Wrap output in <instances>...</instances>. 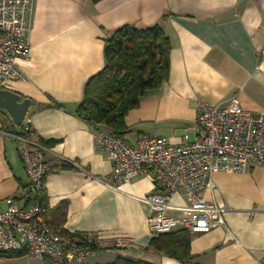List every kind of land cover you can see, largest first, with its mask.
I'll use <instances>...</instances> for the list:
<instances>
[{
	"label": "crops",
	"instance_id": "crops-1",
	"mask_svg": "<svg viewBox=\"0 0 264 264\" xmlns=\"http://www.w3.org/2000/svg\"><path fill=\"white\" fill-rule=\"evenodd\" d=\"M32 7L29 58L19 60L24 78L9 89L31 100L25 117L33 127L30 138L51 142L45 158L55 171L45 179V217L72 233L100 235L97 250L82 264L117 256L184 264L144 249L154 237L146 197L156 184L148 175L114 183L109 154L95 148L94 129L76 109L88 80L105 65V40L124 25L160 23L171 42L168 79L127 113L123 138L131 145L142 134L171 143L186 133L195 139L200 101L224 105L237 98L245 110L264 114V0H33ZM20 129L0 109L1 210L8 198L19 207L28 204V177L9 135ZM212 181L206 196L226 208V225L191 234L187 264L264 260V167L216 172ZM172 202L185 204L182 194Z\"/></svg>",
	"mask_w": 264,
	"mask_h": 264
},
{
	"label": "built area",
	"instance_id": "built-area-1",
	"mask_svg": "<svg viewBox=\"0 0 264 264\" xmlns=\"http://www.w3.org/2000/svg\"><path fill=\"white\" fill-rule=\"evenodd\" d=\"M33 0H0V89H9L14 79L24 78L19 60L28 59V32ZM9 135L18 142V152L28 177L25 207L12 198L0 209V251L24 252L39 259L65 264H82L93 255L98 233H78L82 239L45 217L43 201L45 179L55 169L46 161L48 147L30 138V120ZM93 127V126H92ZM94 145L106 151L112 162L114 183L136 175H148L156 184L146 201L151 212L148 228L154 235L184 229L204 233L225 226V207L206 196L214 188L216 172L245 173L252 167H264V114L242 108L237 98L224 105L199 102L196 130L190 139L186 133L178 143L165 137L142 134L131 145L125 138L94 128ZM182 194L184 205L174 206L172 199ZM170 208L180 210L177 216ZM257 264H264V260Z\"/></svg>",
	"mask_w": 264,
	"mask_h": 264
},
{
	"label": "trees",
	"instance_id": "trees-1",
	"mask_svg": "<svg viewBox=\"0 0 264 264\" xmlns=\"http://www.w3.org/2000/svg\"><path fill=\"white\" fill-rule=\"evenodd\" d=\"M99 1V0H94ZM171 42L160 23L146 28L124 25L105 40V65L92 76L84 91V97L76 109V115L94 128L123 137L127 132L125 116L138 107L147 90L157 89L167 81L170 70ZM55 106H60L54 103ZM50 145V141L44 142ZM66 164L64 167H70ZM43 201L45 197L43 195ZM74 237L82 239L80 234ZM191 234L179 229L154 236L145 250L177 259L187 264ZM97 245L93 250H97ZM24 252L0 251V257H18ZM43 264H65L42 259ZM106 264H150L141 259L117 256Z\"/></svg>",
	"mask_w": 264,
	"mask_h": 264
},
{
	"label": "water",
	"instance_id": "water-1",
	"mask_svg": "<svg viewBox=\"0 0 264 264\" xmlns=\"http://www.w3.org/2000/svg\"><path fill=\"white\" fill-rule=\"evenodd\" d=\"M31 100L22 98L10 89H0V109L7 111L15 125H21L27 115Z\"/></svg>",
	"mask_w": 264,
	"mask_h": 264
},
{
	"label": "rangeland",
	"instance_id": "rangeland-1",
	"mask_svg": "<svg viewBox=\"0 0 264 264\" xmlns=\"http://www.w3.org/2000/svg\"><path fill=\"white\" fill-rule=\"evenodd\" d=\"M0 264H43V260L25 254L12 258L0 257Z\"/></svg>",
	"mask_w": 264,
	"mask_h": 264
}]
</instances>
